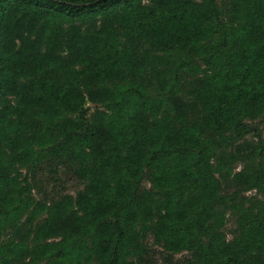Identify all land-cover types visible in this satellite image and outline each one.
Wrapping results in <instances>:
<instances>
[{"label": "trees", "instance_id": "trees-1", "mask_svg": "<svg viewBox=\"0 0 264 264\" xmlns=\"http://www.w3.org/2000/svg\"><path fill=\"white\" fill-rule=\"evenodd\" d=\"M262 128L264 0H0V264H264Z\"/></svg>", "mask_w": 264, "mask_h": 264}, {"label": "rangeland", "instance_id": "rangeland-1", "mask_svg": "<svg viewBox=\"0 0 264 264\" xmlns=\"http://www.w3.org/2000/svg\"><path fill=\"white\" fill-rule=\"evenodd\" d=\"M263 129V133H264V128ZM240 168V166L237 165V167L235 168L236 170ZM61 171V177H62V180H65L64 183H61V182H48V184H46L45 182H41V188L45 191H48V192H59L63 189L67 190V192L71 193V194H74L75 191L77 189H79V185L77 183H75L71 178L67 177V174H65V171L63 169H60ZM44 180V179H43ZM42 180V181H43ZM255 191H251V192H247V195L250 196L252 194H254ZM231 226V221H228L226 227L227 229L224 228V231L227 233V238H230L231 235L229 233V228ZM181 255L178 254L176 255V258H180Z\"/></svg>", "mask_w": 264, "mask_h": 264}]
</instances>
